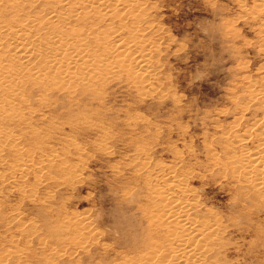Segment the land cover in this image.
Returning a JSON list of instances; mask_svg holds the SVG:
<instances>
[{"label": "rangeland", "instance_id": "obj_1", "mask_svg": "<svg viewBox=\"0 0 264 264\" xmlns=\"http://www.w3.org/2000/svg\"><path fill=\"white\" fill-rule=\"evenodd\" d=\"M141 1L153 26L141 42L156 68L147 86L121 77L69 97L53 93L45 105L41 91L27 90L17 103L11 130L26 140L11 148L0 138L1 154L40 143L31 159L40 171L19 178L0 168L1 263L46 264L56 247L64 249L58 264H112L130 241H147L146 197L175 168L191 192L189 214L214 226L207 263L264 264V200L214 165L227 156L222 137L231 130V154L257 144L239 142L254 114L240 119L233 99L264 75V0ZM16 211L35 226L9 224ZM77 234L85 246L71 254L66 244Z\"/></svg>", "mask_w": 264, "mask_h": 264}, {"label": "bare ground", "instance_id": "obj_2", "mask_svg": "<svg viewBox=\"0 0 264 264\" xmlns=\"http://www.w3.org/2000/svg\"><path fill=\"white\" fill-rule=\"evenodd\" d=\"M148 3L141 0H0V138L6 139L4 146L12 148L26 140L19 130H11V124L19 116L17 103L27 101V90L41 91L40 103L45 105L53 93L61 91L62 95H68L80 89L85 92L121 77L136 88H140L139 83L147 86L156 71L151 66L148 46L141 42L153 27L146 20ZM128 21H131L129 28ZM258 27L264 34V21ZM112 55L118 57L116 61L111 59ZM233 101L243 105L240 119L249 111L254 114L253 122L243 130L239 142L252 140L257 144L253 149L242 147L237 154H231L233 149L227 147L231 143V130L222 137L223 141L228 140L224 147L227 156L222 162L214 158V165L230 170L240 189L247 193L250 190L264 200V75L244 86ZM32 113L31 107L25 111L26 115ZM240 119L235 129L242 125ZM40 131L31 129L32 134ZM40 148L37 143L21 156L12 158L8 153L7 159L0 148V168L7 170L10 177L35 175L40 167L32 164L31 159ZM159 179L152 185V194L146 197L151 204V212L147 211L150 227L147 241H130L132 245L126 254L112 264H212L207 263L204 254L214 238V226L205 225L203 220L199 222L189 214L194 202L188 199L191 192L186 188L185 174L172 168ZM8 182L18 184V180L7 178ZM18 212L8 223L32 229L35 222L23 221ZM89 230L85 233L89 234ZM82 238L78 234L71 236L66 244L69 253L84 248ZM47 252L46 264H58L64 256V249L56 247H50Z\"/></svg>", "mask_w": 264, "mask_h": 264}]
</instances>
